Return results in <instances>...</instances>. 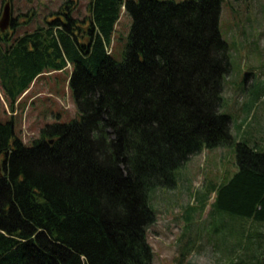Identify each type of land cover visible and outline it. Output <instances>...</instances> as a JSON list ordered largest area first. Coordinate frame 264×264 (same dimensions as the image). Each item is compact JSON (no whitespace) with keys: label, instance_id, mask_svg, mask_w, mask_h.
I'll return each instance as SVG.
<instances>
[{"label":"trees","instance_id":"1","mask_svg":"<svg viewBox=\"0 0 264 264\" xmlns=\"http://www.w3.org/2000/svg\"><path fill=\"white\" fill-rule=\"evenodd\" d=\"M69 2L32 31L0 32L12 108L46 72L70 67L79 110L31 144L14 118L0 121V264H154L151 191L234 140L221 110L231 68L223 0H90L83 18ZM123 12L133 21L117 60ZM237 165L210 187L213 206L264 223V146L237 141ZM233 264H264V254Z\"/></svg>","mask_w":264,"mask_h":264},{"label":"rangeland","instance_id":"2","mask_svg":"<svg viewBox=\"0 0 264 264\" xmlns=\"http://www.w3.org/2000/svg\"><path fill=\"white\" fill-rule=\"evenodd\" d=\"M8 1L16 26L11 23L6 32L14 34L47 24L67 1L83 18L90 0H0V18ZM132 21L122 13L113 50L117 60L123 59ZM220 31L231 62L221 110L231 117L234 140L193 155L177 170L176 186L151 191L157 214L148 229L154 264H233L264 254V223L216 211V192L210 189L238 170L237 141L264 146V0H223ZM71 74L70 67L46 72L14 108L0 82V121L14 118L17 134L31 144L46 123L76 118L79 110L68 85Z\"/></svg>","mask_w":264,"mask_h":264},{"label":"water","instance_id":"3","mask_svg":"<svg viewBox=\"0 0 264 264\" xmlns=\"http://www.w3.org/2000/svg\"><path fill=\"white\" fill-rule=\"evenodd\" d=\"M12 23L11 5L8 1L3 8L2 16L0 18V32H5Z\"/></svg>","mask_w":264,"mask_h":264}]
</instances>
